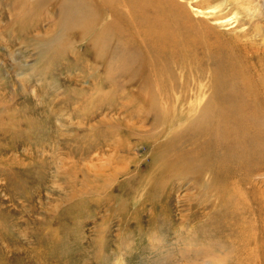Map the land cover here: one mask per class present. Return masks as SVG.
I'll list each match as a JSON object with an SVG mask.
<instances>
[{
  "label": "rangeland",
  "instance_id": "1",
  "mask_svg": "<svg viewBox=\"0 0 264 264\" xmlns=\"http://www.w3.org/2000/svg\"><path fill=\"white\" fill-rule=\"evenodd\" d=\"M173 1L186 11L203 46L223 44V53L235 50L249 59L254 95L264 91V0ZM8 11L0 25L9 21ZM59 12L56 2L48 11L53 17ZM139 18L130 26H143ZM111 21L105 14L98 27ZM49 24L42 22L39 30ZM1 26L0 264H264V157L247 179L217 174L220 163L211 157L203 164L207 139L191 133L189 122L170 130L155 111L138 117L145 111L143 78L128 83L121 70L110 74V83L97 78L96 88L117 91L112 95L118 100H101L103 93L92 105L86 99L94 91L80 93L90 80L79 79V66L93 62L82 43L73 42L79 57L60 60L53 50L40 56L39 47L7 41ZM178 42L180 53L170 67L159 56L158 70L147 65L144 72L162 103L177 97L170 101L175 121L215 99L219 78L207 52ZM126 45H113L114 66L132 48ZM191 54L196 57L188 61ZM83 58L73 69H62ZM48 59L57 70L33 73L29 81L30 69H45ZM96 67L103 74V66ZM200 168L204 173L195 182Z\"/></svg>",
  "mask_w": 264,
  "mask_h": 264
},
{
  "label": "bare ground",
  "instance_id": "2",
  "mask_svg": "<svg viewBox=\"0 0 264 264\" xmlns=\"http://www.w3.org/2000/svg\"><path fill=\"white\" fill-rule=\"evenodd\" d=\"M10 1L12 2L10 3ZM55 2L60 12L56 14V17L49 16L48 11L55 5ZM127 5H130V7ZM5 8L9 10V21L7 23L5 21L6 24H1L2 26H0L2 29L1 31H3L2 34H6L7 41L11 43L16 41L18 46L39 47L40 56L44 54V51L48 50L50 54L51 50H53L55 56L60 58V60H65V57L69 54L75 56L80 54L77 53V48L74 47L77 43H82V45L87 48L89 57L93 59L90 65H80V63L84 62L83 58L82 61L74 59L75 63H70L66 67L64 66L65 68L62 67V69L68 70L67 67H72L73 69L74 65H80L79 67L83 72L79 79H81L84 84L86 83L85 79L89 78L90 80V87L81 88L80 93L84 95L89 90L94 91V93L90 94L91 97L86 99L87 103L92 105L95 104L103 93H105V97L101 100H118V98H114L112 95V93L118 95L119 93L117 91L112 93L103 91L102 85L100 86V90L96 88L98 84L96 81L97 78L102 80L108 78L115 70H121V78L124 77L129 79L128 83L134 82L141 77L140 79L143 78L144 80V85L141 86L146 93L145 96H143V100H145L143 103L145 111L143 110L144 113L140 114L138 117L143 118V115L147 117L155 111L157 114L161 115L164 122H166V119L168 120L166 124H168V126L171 124L170 130H173L175 125L180 127L189 122L188 127L191 133L195 131L197 136L206 137L207 140L204 142L201 149L204 154L208 151L209 154L205 155L206 157L203 159V164L205 161H208L209 158L216 157L217 161L220 163L219 169L221 170L217 171V174H222V171H229L228 174H239V178L241 177L243 179V175L246 178L248 175L257 172V159L264 157V91L254 95V92L256 89L258 91V88L257 84L254 85L253 82L249 80L251 69L248 67V62L250 60L244 57L243 59L240 58L235 50L228 54L223 53V44H218L216 49H210L209 47L207 49L203 46L204 44L199 41L195 33V26H192V22L187 19L186 11L181 10V6L175 4L173 0H0V21L2 22H4V16L1 14ZM108 13L112 21L110 23L107 22V26L98 27L100 26L103 16ZM139 15L143 16V26H146V28L134 31L132 29L134 27L143 28V26H130V23L135 24V22H141ZM45 21L50 23L47 29H43L44 31L39 30V26ZM127 24H129V26ZM115 28H117L116 31ZM119 28H122V30L124 28V34ZM74 40L76 41L74 42ZM178 41H180L183 46L189 47L190 49L201 48L207 52L209 55L207 58L214 64L213 67L218 66L215 73L219 78L217 82H215V87L217 89L215 91V99H211L202 110L198 111V114L197 108L190 107L188 111L179 114V116H181L180 119L175 121V119L171 120L173 113L176 114V112H172V108L170 109V101L175 100L177 97L173 99L167 98L166 103H162L161 93L156 94L151 90L153 85H150V79L153 78L149 77V72L146 74H144V72L147 71L145 69L147 65L151 70H158L156 59L159 58V56L163 58L162 64H165V68H167V66L170 67L169 65L173 63V60L176 59L177 55L180 53L177 50V47L180 46ZM116 42L118 45H123V48H126V44L132 45V48L127 50V52L125 51L123 54L121 52L118 66H114V56L111 54L112 48H114L113 45ZM133 45L136 46L134 47ZM137 45H140V47H137ZM161 47L162 51L159 54L157 49ZM229 56L230 60L228 58ZM195 57L196 55L190 56L188 61H190V59H195ZM43 58L44 57H42V60ZM49 59L47 64L49 63ZM53 59L56 60L55 57L51 60ZM227 60L229 61L227 62ZM225 61L227 63L224 66H228L223 69L222 64ZM54 62L51 61L52 64ZM192 63L194 64V62ZM52 64L49 63L47 66L45 65L46 68L44 69V67H42V70L39 69L36 71L33 68L30 69L33 72L28 75L29 81L34 78L33 73L38 72L40 74H47L50 70L54 71L55 66ZM97 64H101L104 68V72L101 74L102 76L100 75L101 70L96 67ZM56 70L57 69H55V71ZM181 71L183 72V70ZM185 71L186 70H184V72ZM156 77L158 76L156 75ZM213 77L216 76L214 75ZM110 80V78L106 79L109 83ZM25 83L27 84L28 81ZM158 86L160 87V84ZM117 89L123 94V91L119 90L118 85ZM77 96H81V94ZM131 100V102L135 103L138 99L131 98ZM96 109L94 105L92 113L93 110ZM174 109L176 110V108ZM91 116H93V114ZM193 137L196 136L194 135ZM189 139H191V137ZM221 149L223 150L220 152L219 150ZM201 161L202 160H200V162ZM247 166H250V169L243 174L241 170ZM238 170H240L242 174H240ZM202 171V168L196 171L197 176L194 178L195 182L200 181L201 177L198 176L204 173ZM261 211H264V209Z\"/></svg>",
  "mask_w": 264,
  "mask_h": 264
}]
</instances>
